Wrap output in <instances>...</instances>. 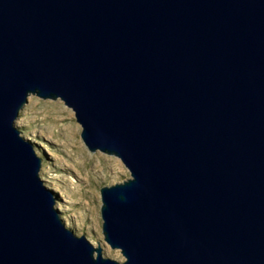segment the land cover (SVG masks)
<instances>
[{
  "label": "water",
  "instance_id": "obj_1",
  "mask_svg": "<svg viewBox=\"0 0 264 264\" xmlns=\"http://www.w3.org/2000/svg\"><path fill=\"white\" fill-rule=\"evenodd\" d=\"M35 95L130 171L105 256L16 124ZM0 264H264V0H0Z\"/></svg>",
  "mask_w": 264,
  "mask_h": 264
},
{
  "label": "rangeland",
  "instance_id": "obj_2",
  "mask_svg": "<svg viewBox=\"0 0 264 264\" xmlns=\"http://www.w3.org/2000/svg\"><path fill=\"white\" fill-rule=\"evenodd\" d=\"M16 124L35 143L43 163L40 176L57 192V207L68 227L103 246L105 256L123 260L102 233L100 188L122 182L130 171L122 160L101 151H90L81 138L75 112L61 99L29 96Z\"/></svg>",
  "mask_w": 264,
  "mask_h": 264
}]
</instances>
